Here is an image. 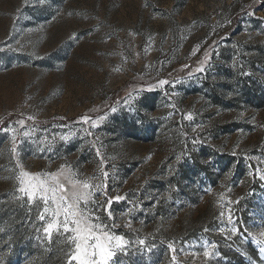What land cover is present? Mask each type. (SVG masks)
I'll return each mask as SVG.
<instances>
[{
    "label": "rangeland",
    "instance_id": "obj_1",
    "mask_svg": "<svg viewBox=\"0 0 264 264\" xmlns=\"http://www.w3.org/2000/svg\"><path fill=\"white\" fill-rule=\"evenodd\" d=\"M262 97L258 0H0V203L21 210L33 236L14 252L16 220L0 216V264H36L48 240L43 203L18 199L21 168L62 165L107 185L88 207L129 242L114 264H264ZM117 195L127 198L109 216L99 205ZM66 235L53 233L64 264Z\"/></svg>",
    "mask_w": 264,
    "mask_h": 264
},
{
    "label": "snow or ice",
    "instance_id": "obj_2",
    "mask_svg": "<svg viewBox=\"0 0 264 264\" xmlns=\"http://www.w3.org/2000/svg\"><path fill=\"white\" fill-rule=\"evenodd\" d=\"M258 3L264 4V0H258ZM252 13H249L251 15ZM196 49H194L193 54ZM210 55L205 52V59L201 61V67L197 68L196 72H204L205 68L203 65L210 60ZM187 67V66H186ZM191 75V73L189 74ZM168 84L167 80H159L155 87H163ZM115 111V109H113ZM186 119L191 120L193 117L189 113L185 116ZM28 119H34L29 116ZM87 122L88 118H84ZM20 125L24 124V120L18 121ZM92 127H97L95 121L92 122ZM12 130L11 126L5 131ZM195 131V129H193ZM24 135H28L27 132ZM91 135V133H89ZM61 140L67 141V136H61ZM15 141V136H13ZM197 141L193 140L195 144ZM17 151L15 143L13 144L12 152ZM99 154V151L97 152ZM179 159V158H178ZM19 167V165H18ZM103 171V168L101 169ZM259 178L264 180V170H257ZM75 173L71 169H67L64 165L56 173L51 174H35L32 175L21 168L20 175L17 177L19 187L16 191L19 193L18 199H24L26 197L29 208L37 201L43 203L44 207L40 211L38 219L45 221L46 214L50 218L43 226V233L45 238L51 242L53 233H57L61 236L66 234L68 245H70L67 253V264H114V257L116 250L119 249L121 252L127 254L126 249L129 244L123 236L114 234L105 225L99 222V217H96V223H93V210L89 208V203L95 204L93 197L96 192L101 190V187L105 189L103 193L107 196V185L92 184L90 179H76ZM45 176V178H41ZM103 176L107 178L109 173L103 171ZM126 196L117 195L115 197L107 198V207L105 208L102 204L99 207L107 211L111 216V208L114 203L125 200ZM83 204V207L81 206ZM132 209H129L131 212ZM224 213L221 212V216ZM62 217V219H61ZM228 224L233 225L231 227L232 235L238 233V228L234 226L232 213L229 209L228 213ZM112 227H115L113 223ZM219 231L224 232L221 228ZM264 235V234H262ZM140 245H144V240H139ZM260 243H264L261 240ZM169 248L175 251L173 246L170 244ZM215 248V245H212ZM211 249L205 248L203 252L204 257H210L215 255ZM175 260V256L173 257Z\"/></svg>",
    "mask_w": 264,
    "mask_h": 264
},
{
    "label": "trees",
    "instance_id": "obj_3",
    "mask_svg": "<svg viewBox=\"0 0 264 264\" xmlns=\"http://www.w3.org/2000/svg\"><path fill=\"white\" fill-rule=\"evenodd\" d=\"M246 102L254 103L251 96L247 95L245 99ZM264 101V97H262L258 103L261 104ZM0 216L3 220H7L9 222H16V227L8 234L10 244L13 246V251L17 252V248L22 242L24 238H28L32 240L33 236L30 233L29 224L23 223V217L21 210H13L10 212L5 206V204L0 203ZM6 226V224H4ZM66 252V245L65 243L58 239L56 236H52L51 242L47 240L43 246L37 247L36 251L34 252L35 263L36 264H64V255ZM249 258L252 261H257L258 257L257 254L251 252L249 254ZM243 259L245 257H239L237 260H232L230 264H244Z\"/></svg>",
    "mask_w": 264,
    "mask_h": 264
}]
</instances>
